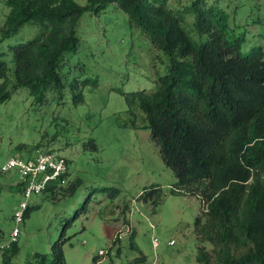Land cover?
I'll return each mask as SVG.
<instances>
[{"label":"rangeland","instance_id":"rangeland-1","mask_svg":"<svg viewBox=\"0 0 264 264\" xmlns=\"http://www.w3.org/2000/svg\"><path fill=\"white\" fill-rule=\"evenodd\" d=\"M171 1L176 6L191 2ZM208 1L230 13L232 31L246 36L245 50L264 45V0ZM9 9L0 0V26ZM187 19L193 32L192 16ZM39 30V24L27 22L0 41L12 90L0 103V244L11 237L14 213L24 198L19 171L3 168L9 158L51 148L68 158L69 169L55 183L63 187L30 198L32 208L20 223L17 252L8 264L36 262L37 253L50 259L59 237L66 239L63 264H199L198 248L213 246L196 229L205 201L179 186L143 111L135 107L130 112L126 101L128 91L158 87L160 75L169 72L167 52L132 24L117 2L97 13L86 10L77 24L80 44L66 54L60 68L66 83L62 93L50 88L40 101L29 86L13 87L11 48ZM78 91L80 100L74 97ZM78 180L73 196L69 185ZM153 187L157 191L145 197ZM128 225L132 230L126 231ZM101 249L107 252L100 254ZM2 259L0 250V264Z\"/></svg>","mask_w":264,"mask_h":264},{"label":"trees","instance_id":"trees-1","mask_svg":"<svg viewBox=\"0 0 264 264\" xmlns=\"http://www.w3.org/2000/svg\"><path fill=\"white\" fill-rule=\"evenodd\" d=\"M110 2H117L130 22L169 55V72L160 75L158 87L128 91L126 101L130 112L135 107L143 111L179 186L207 203L196 229L213 246L199 247L197 261L264 264V45L245 50L246 36L232 31L230 13L221 5L208 0L182 6L171 0H6L10 9L0 26V41L27 22L40 25L36 35L11 45L13 87L29 86L40 101L50 88L62 93L66 83L60 68L80 44V17L86 10L100 12ZM8 69L0 56V103L12 94ZM76 85L71 82V89ZM81 94L74 93L75 99H82ZM79 184L69 185L71 195ZM59 186L50 184L48 190ZM156 191L151 188L145 197ZM16 242L2 249L3 264L17 252ZM65 242L59 237L50 259L37 253V261L28 264H63Z\"/></svg>","mask_w":264,"mask_h":264},{"label":"built area","instance_id":"built-area-1","mask_svg":"<svg viewBox=\"0 0 264 264\" xmlns=\"http://www.w3.org/2000/svg\"><path fill=\"white\" fill-rule=\"evenodd\" d=\"M3 168L19 171L24 198L20 201L19 207L14 213L16 225L11 232V237L5 243L0 244V250L10 247L13 242L18 240L20 223L25 218V211L30 206L32 195L46 191L50 184L62 182L64 175L68 172L69 164L68 158L58 150L38 147L30 157L11 156ZM204 204L207 210V203L204 202ZM130 230L132 228L128 225L126 231ZM126 231L122 230L121 232L123 234ZM171 242L173 243L174 240H171ZM153 243L155 246L159 243L156 235L153 236ZM106 252L107 250H100V254Z\"/></svg>","mask_w":264,"mask_h":264}]
</instances>
